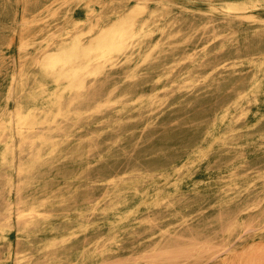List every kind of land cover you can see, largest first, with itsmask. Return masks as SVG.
Instances as JSON below:
<instances>
[{
    "label": "rangeland",
    "instance_id": "rangeland-1",
    "mask_svg": "<svg viewBox=\"0 0 264 264\" xmlns=\"http://www.w3.org/2000/svg\"><path fill=\"white\" fill-rule=\"evenodd\" d=\"M40 1L2 0L17 2L21 13L26 6L31 11L25 46L13 41L0 61V126L33 102L38 63L48 49L98 17L81 0H54L45 11ZM107 1L156 8L143 19L160 45L147 64L136 65L137 58L114 65L115 77L132 70L134 77L113 85L109 77L93 80V95L68 96L65 115L38 129L60 152L32 164L47 147L35 136L22 140L9 128L1 132L0 264H264V95L242 104L234 98L252 72L244 56L264 41V0L249 7L256 20L230 12L232 0ZM150 62L176 64L163 87L154 90L147 82L143 97L152 101L139 103L125 91L152 71ZM111 93L113 102L91 107ZM213 125L235 130L225 142L219 132L207 146ZM246 136L255 138L247 146ZM77 141L80 154L71 152ZM9 144L13 156L5 160ZM232 160L237 164L228 173L222 166ZM74 167L83 169L81 178L63 186L52 181ZM110 173L117 185L112 193L104 180ZM213 175L224 182L213 183ZM124 192L132 198L127 213L121 209ZM81 198L93 201L78 212L73 205ZM31 203L48 214L27 227L16 214ZM81 248L75 261L72 254Z\"/></svg>",
    "mask_w": 264,
    "mask_h": 264
},
{
    "label": "bare ground",
    "instance_id": "bare-ground-1",
    "mask_svg": "<svg viewBox=\"0 0 264 264\" xmlns=\"http://www.w3.org/2000/svg\"><path fill=\"white\" fill-rule=\"evenodd\" d=\"M48 1L49 0L40 1L41 5H43L42 10L45 11L49 9V5L54 2V0ZM260 1L262 0H232L227 6L229 11L234 14H244L250 20H256V15L249 7L251 5H256ZM8 4L9 5H3L2 0H0V19L6 22L4 27H0V61L3 59L2 56L9 50L13 41H17L19 47L22 49L26 44L30 31V29L27 30L26 22L27 14L31 10L26 6L21 13L17 2H9ZM81 4L87 11L97 10L98 17L90 24L86 31L75 33L71 37L64 39L58 44L52 45L51 48L48 49V52L38 63V84L30 96L33 102L29 103L24 109H21V111H18L15 118L5 120L2 126H0V134L5 128H9L12 132L17 133L22 140H26L30 136H35L42 145L47 147L45 151L40 149L35 154L32 164H35V161L41 159L44 154H48L49 157L54 153L60 152L56 143L51 142L49 138L46 137L45 134L40 133L38 129H41L40 127H53L57 118L65 115L66 111H64L63 108L68 96L71 100L75 95H86L87 93L95 92L96 84L90 83L93 80L101 81L109 77L111 85H113L119 78L129 79L134 77L138 73L134 70L123 71L121 76L115 77L117 74H114V65L122 59L131 61L137 58L139 60L136 65L139 66L141 63L147 64V61L152 57V53L160 45L158 41L152 40L154 29L149 27L146 19H143V15L146 13H155L157 10L156 8L150 9L149 4L138 2L131 7H125L117 1L109 2L107 0H81ZM64 9H68V6L65 5ZM217 11L218 10H216V12ZM217 13L219 14V11ZM52 14L56 15V11H52ZM3 31L10 37L8 41L4 42L1 39V33ZM174 60L176 59L172 61ZM243 60L247 61L248 68H251L252 72L250 78L246 80L245 87H240L236 92L234 96L236 104H242L249 100L257 102L260 97L259 93L264 95V88L262 87L264 83V41L255 51H252L250 55L244 56ZM170 62L171 61H169V63ZM223 62L224 60H221L218 65H224ZM175 64L176 63H172L167 66L165 62H150L149 67L152 68V71H147L145 75L142 74L139 78L131 82L130 84H132V86H130L128 90H124L125 94L133 95L135 93L134 96L140 100L139 103L146 102L147 99L143 96H145V89L149 87V83L147 82L154 85V87L152 85L154 90L163 87L165 85L163 84L165 81L164 78L172 72L175 68ZM20 83L24 84V80H20ZM110 92H112V89ZM91 94L93 95V93ZM97 94L99 93L96 92V95ZM156 94L157 93L152 94L151 97L154 98ZM148 95L150 97V93H148ZM95 101L99 100L96 99ZM113 101V93H111L103 101L96 102L92 104L91 107L95 110H99L101 106ZM150 101H152L151 98L148 99L149 103ZM225 115L224 113L221 114V120H223ZM263 115L264 112H261L259 117ZM234 130L233 125L228 127L213 125L208 134L207 146H209L215 136H219V132H221V138L224 139L223 142H225L226 137L228 135H233L232 133ZM254 139L253 136H246L244 144L247 146L253 143ZM12 146V144L6 145L10 150L3 153V159H8L10 154L13 156ZM82 147V141H77L71 146V152L80 154ZM201 152L205 153L204 151ZM203 157L206 158L207 156ZM235 161L236 160H232L222 167H227L228 169H225H227L228 173H232L237 164ZM82 170L81 168H70L66 170V174L64 175H55L52 181L59 186H63L69 179L77 180L81 178L83 176ZM213 177H215L213 183L224 182L218 175H213ZM104 180L106 185L110 186L111 193L114 192V189H117L114 173L105 175ZM209 183L211 182L209 181ZM57 195L59 194H56V196ZM49 196L48 190L44 192L42 199L46 201ZM92 201L93 199L88 198L78 199L73 205L74 210L82 212L84 208L87 207L86 203ZM121 201V209H123L125 213L131 211L132 207L130 208L128 206L132 202L130 194L124 192ZM40 204L46 207L44 202ZM67 211H71V209ZM47 214V209L31 203L18 210L16 217L24 219L27 223L26 226L29 227L31 224H37V221ZM83 251L84 249L81 248L74 252L72 254V257H74L73 259L78 261L81 255L84 254Z\"/></svg>",
    "mask_w": 264,
    "mask_h": 264
}]
</instances>
